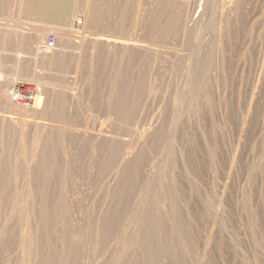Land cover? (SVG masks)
Segmentation results:
<instances>
[{
	"label": "rangeland",
	"instance_id": "rangeland-1",
	"mask_svg": "<svg viewBox=\"0 0 264 264\" xmlns=\"http://www.w3.org/2000/svg\"><path fill=\"white\" fill-rule=\"evenodd\" d=\"M205 1L0 0V264H264V0Z\"/></svg>",
	"mask_w": 264,
	"mask_h": 264
},
{
	"label": "bare ground",
	"instance_id": "bare-ground-1",
	"mask_svg": "<svg viewBox=\"0 0 264 264\" xmlns=\"http://www.w3.org/2000/svg\"><path fill=\"white\" fill-rule=\"evenodd\" d=\"M205 1V0H203ZM206 2V1H205ZM196 17V16H195ZM195 19V18H194ZM20 23V22H19ZM36 25V24H35ZM73 25V24H72ZM71 25V22H68V25L66 26L67 27V30H69V33H56L58 38L60 39V41L62 42L64 40V42L66 43L67 39L70 40L72 36L71 32H73V27ZM54 26H59V25H55ZM50 27V26H49ZM49 27H41V28H33V32L31 34H29L28 36V43H29V46L32 48V49H37L36 50V57L38 59V61H40L41 63L43 64H47L48 62H53L52 60L54 59V55L51 52H48V53H42L38 50V47L36 48V46L38 44H42L43 43V40L45 39V36L49 33ZM53 28V26L51 27V29ZM53 30V29H52ZM58 30V29H57ZM63 30V29H62ZM53 32V31H52ZM57 32V31H56ZM63 32V31H62ZM19 34V33H18ZM75 36V35H74ZM77 38V37H76ZM75 39V38H74ZM68 40V42H69ZM73 41V40H72ZM111 43V42H110ZM75 48V47H74ZM105 53V52H104ZM48 61V62H47ZM50 65V64H49ZM18 77V76H17ZM17 77H12L14 79L11 80L10 83H7V84H1L0 85V96L3 101V103L5 104L4 106H6V108H8L11 113H14V114H20L23 107L17 105L16 103L13 102L12 99H10V97H12L10 94L11 91H14L15 89L17 88H20L22 87L23 85H25V83L23 82H20L19 81L17 82L16 78ZM33 77H36V75H33ZM33 80V79H32ZM36 87V86H35ZM13 93V92H12ZM36 100L34 101L35 102V106L33 108H36V106L42 104V100L44 99V95L43 93L40 92L38 93L37 95V98H35ZM29 108V107H27ZM24 111V110H23ZM25 112V111H24ZM27 114V113H26ZM19 118V116H18ZM22 118V115L21 117ZM5 122V121H4ZM15 122V121H14ZM21 132V131H20ZM24 137V136H23ZM21 138V137H20ZM96 139V138H95ZM19 140V139H18ZM19 143V142H18ZM6 147V146H5ZM18 148V147H17ZM6 150V149H5ZM10 151V150H9ZM19 151V150H18ZM15 152V151H14ZM17 152V151H16ZM20 154V153H19ZM6 155V154H5ZM17 165V164H16ZM19 170V169H18ZM3 179V178H2ZM13 180V179H12ZM4 190V189H3ZM13 191V190H12ZM21 199V198H20ZM16 201V200H15ZM23 202V201H22ZM9 208V207H8Z\"/></svg>",
	"mask_w": 264,
	"mask_h": 264
},
{
	"label": "built area",
	"instance_id": "built-area-1",
	"mask_svg": "<svg viewBox=\"0 0 264 264\" xmlns=\"http://www.w3.org/2000/svg\"><path fill=\"white\" fill-rule=\"evenodd\" d=\"M58 36L54 32H50L46 35L45 41L40 45L38 50L42 53H48L56 49ZM37 88L34 85H23L17 88L11 94V99L14 103L21 107L31 106L36 98Z\"/></svg>",
	"mask_w": 264,
	"mask_h": 264
}]
</instances>
